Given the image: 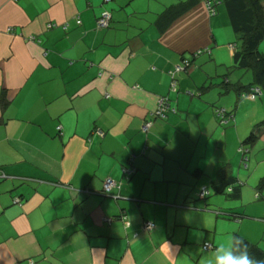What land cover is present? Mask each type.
<instances>
[{
	"label": "crops",
	"instance_id": "0c3cea01",
	"mask_svg": "<svg viewBox=\"0 0 264 264\" xmlns=\"http://www.w3.org/2000/svg\"><path fill=\"white\" fill-rule=\"evenodd\" d=\"M207 1L0 0V264H212L235 235L264 260V94Z\"/></svg>",
	"mask_w": 264,
	"mask_h": 264
},
{
	"label": "trees",
	"instance_id": "16d2710c",
	"mask_svg": "<svg viewBox=\"0 0 264 264\" xmlns=\"http://www.w3.org/2000/svg\"><path fill=\"white\" fill-rule=\"evenodd\" d=\"M260 1L261 0H213V1L209 0L207 1V3L212 4L214 9L216 8L217 4H220L222 2L226 6L227 13L231 20V23L233 24L234 29L237 32H242L243 49L242 52L235 54V58H237V62L240 65L244 67L252 68L253 71L252 84L254 85V87L249 86L248 88L249 89L257 88L259 89L260 93L264 94V55L258 49L259 43L264 38V11L260 4ZM225 82L228 83L226 79ZM249 91L244 93L242 92V94H240L241 97H245L244 95L247 94ZM167 100L168 102H170L168 98ZM218 109H224L225 111L224 115L225 118L227 119V122L224 124H227L231 119H233V114L230 111H227V109L224 107L216 108L215 113L217 117H218L217 115ZM218 121L220 123L219 117H218ZM150 127L146 132H143L142 130L141 131L147 134L150 130ZM257 139H258V134L256 133L255 130H253L250 132L249 136L245 139L244 142L253 144ZM241 149L242 150L240 152L242 153V158L246 159L245 150L243 149V146H241ZM133 172H134V168L132 166L124 167L123 169V173L126 175L132 174ZM258 188H259L258 196H260L262 195L260 191H264V176L260 178L258 182ZM235 236L241 237L239 235H235ZM244 241L249 246L250 255L254 256L258 260H261L263 258V253L259 249H257L254 245L250 244L246 240Z\"/></svg>",
	"mask_w": 264,
	"mask_h": 264
},
{
	"label": "built area",
	"instance_id": "2783aa9c",
	"mask_svg": "<svg viewBox=\"0 0 264 264\" xmlns=\"http://www.w3.org/2000/svg\"><path fill=\"white\" fill-rule=\"evenodd\" d=\"M105 1H109V0H105ZM207 7H208L209 11L212 14L215 13V9L212 6V4L207 3ZM110 20H111V14H110V12L108 10H104V11H102L101 15L98 18V25L100 27H107L109 25V23H110ZM188 65H189V61L185 59V60H183L182 66L181 65H176L174 67V70L171 71V77H172L171 86H172L173 89L175 87L174 74L176 72H179L181 69L185 68ZM257 93H260L259 89H257V88H254L253 89L252 88L244 96L249 97V98H254ZM173 110L174 109L172 108V106H170V103L168 102L167 98L166 97H161L158 100L157 108L153 112H151L149 114V117L148 118H146L143 121V123L141 125V130L143 132H146L149 129V127L152 125L154 119H156V118H164L165 115H166V113L168 111H173ZM224 113H225L224 109H218L217 110V115L220 118V123H223V124L227 122V119L225 118ZM58 129H60V126L58 127ZM241 150L242 149L240 147L239 148V151H241ZM113 188H119L118 187V183L115 182L112 179H109V178L105 179L104 182H103V192L105 194H110L111 193V190ZM229 190H230V188H229ZM207 194H208V190L207 189H203V190H201L199 192L198 196L200 198H204ZM256 196H258V194ZM17 200L18 199H15V201H17ZM153 227H154V224L151 221H147V222H145L143 224V228L145 230H151ZM202 248L204 250H211L213 248V246L210 243H204L203 246H202Z\"/></svg>",
	"mask_w": 264,
	"mask_h": 264
},
{
	"label": "clouds",
	"instance_id": "9594fccd",
	"mask_svg": "<svg viewBox=\"0 0 264 264\" xmlns=\"http://www.w3.org/2000/svg\"><path fill=\"white\" fill-rule=\"evenodd\" d=\"M212 264H264L249 253V246L243 238L234 236L215 251Z\"/></svg>",
	"mask_w": 264,
	"mask_h": 264
},
{
	"label": "rangeland",
	"instance_id": "374dc122",
	"mask_svg": "<svg viewBox=\"0 0 264 264\" xmlns=\"http://www.w3.org/2000/svg\"><path fill=\"white\" fill-rule=\"evenodd\" d=\"M244 72H246V69L245 70H243ZM250 75H251V72H250Z\"/></svg>",
	"mask_w": 264,
	"mask_h": 264
}]
</instances>
